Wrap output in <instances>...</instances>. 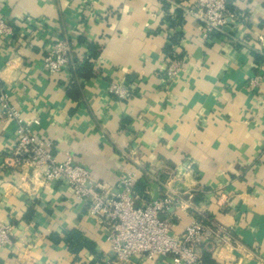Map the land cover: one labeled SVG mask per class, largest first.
Segmentation results:
<instances>
[{
    "label": "crops",
    "instance_id": "crops-1",
    "mask_svg": "<svg viewBox=\"0 0 264 264\" xmlns=\"http://www.w3.org/2000/svg\"><path fill=\"white\" fill-rule=\"evenodd\" d=\"M164 1L171 17L177 6L184 11L194 3L0 0V18L12 30L0 38V84L24 121L38 120L33 133L51 144L56 160L85 168L110 195L119 178L131 175L135 206L178 195L183 205L172 210V236L208 217L232 240L200 247L203 258L264 264V50L257 40H264V0H246L247 20L225 28L235 42L204 39L201 24L185 11L182 26L170 28L163 21ZM226 1L230 13L239 14L244 0ZM179 32L172 52L182 67L166 84L162 73L169 57L163 50ZM60 37L72 44L77 61L89 44L98 47L96 73L77 80L76 99L67 94L74 82L70 69L43 67ZM251 51L262 60L256 62ZM110 84L125 86L132 97L118 100ZM15 128L11 120H0V222L11 227L0 264H107L108 232L69 188L44 184L27 164H8ZM72 230L94 244V254L74 255L52 241ZM126 264L172 261L135 256Z\"/></svg>",
    "mask_w": 264,
    "mask_h": 264
},
{
    "label": "built area",
    "instance_id": "built-area-1",
    "mask_svg": "<svg viewBox=\"0 0 264 264\" xmlns=\"http://www.w3.org/2000/svg\"><path fill=\"white\" fill-rule=\"evenodd\" d=\"M244 4L246 0L241 3L239 14H232L226 0H194L184 11L201 24L204 39L219 33L230 42H235L225 28L238 20H247ZM6 35H12V30L0 18V38ZM257 40L264 50L263 38L258 36ZM43 67L56 73L65 68H75L72 44L64 37L57 38L43 59ZM181 67L182 61L168 58L162 73L164 82L168 84L174 80ZM258 84L259 78H254L252 85ZM108 91L118 100L126 101L132 97L125 86L110 84ZM4 117L16 125L15 146L8 164L15 167L27 164L40 174L44 184L63 183L69 188L73 200L87 207V216L106 228L112 253L107 264H126L135 256L146 259L169 257L172 264H205L199 253L200 247L210 249L214 244L231 242L229 233L206 217L194 220L181 235L172 236V210L183 205L178 195L164 194L143 206H135L131 175L119 178L115 194L110 195L106 187L93 179L85 168L72 165L69 160H56L51 144L33 133L32 127L39 124L38 120L24 121L20 111L8 103L0 84V120ZM188 198L191 200L192 195ZM161 215L164 217L161 218ZM10 230L7 223L0 222V246L10 245Z\"/></svg>",
    "mask_w": 264,
    "mask_h": 264
},
{
    "label": "trees",
    "instance_id": "trees-1",
    "mask_svg": "<svg viewBox=\"0 0 264 264\" xmlns=\"http://www.w3.org/2000/svg\"><path fill=\"white\" fill-rule=\"evenodd\" d=\"M172 3L175 6L178 5L177 1H172ZM163 5H164V11L166 13L165 14L166 16H164L163 21L169 23L170 28H175L178 26L181 27L183 24L184 11L181 8H178L177 6V8H175L174 10V16L171 17L167 14V10L170 7V3H168L167 1H164ZM227 7L229 10L231 9L229 3H227ZM220 36L222 35L219 33H214V34H211L209 38H212V37L219 38ZM180 37H181L180 32L178 34L173 35L168 40L169 44H166V46L164 47V50H163L164 54L168 56L171 60H174V59L178 61L181 60L180 57H176L175 55H173V52H172V47L178 43ZM97 50H98V47L96 45L89 44L88 54L86 55V57L81 62L74 60L75 68L70 70L71 71L70 73L72 75V80L74 82L70 90L67 91L68 96L72 97L73 99H76L79 96V89L81 88V84H79L77 80L79 81L88 80L94 77L96 73L94 70L93 61L98 56ZM251 54L254 57L256 62L259 60H262V56L259 55L258 53L251 51ZM52 241L55 243L63 242L64 245L67 247L68 251L74 255H77L81 250H87L90 254L95 253L94 244L91 242H88L83 237L82 233L75 231V230L65 232L61 239L54 236L52 237ZM202 259L205 264H213L212 261H210L208 256H205L204 258L202 257Z\"/></svg>",
    "mask_w": 264,
    "mask_h": 264
}]
</instances>
